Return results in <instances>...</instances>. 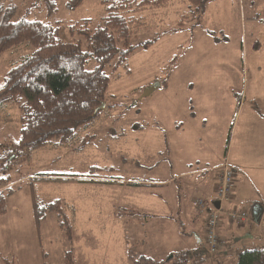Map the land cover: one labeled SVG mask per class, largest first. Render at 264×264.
I'll return each mask as SVG.
<instances>
[{
	"label": "rangeland",
	"instance_id": "rangeland-1",
	"mask_svg": "<svg viewBox=\"0 0 264 264\" xmlns=\"http://www.w3.org/2000/svg\"><path fill=\"white\" fill-rule=\"evenodd\" d=\"M56 1L57 11L49 16L42 0H7L17 6L16 18L29 9L30 19L65 24L85 18L97 23L105 12L101 0H85L75 10L67 7L68 0ZM139 16L144 25L134 44L158 41L148 49L138 48L127 65L106 68L110 77L106 104L112 106L80 129L70 145L37 149L30 157L5 165L10 167L7 171L1 170L0 177L11 178L6 188L20 187L8 197L7 212L0 215V255L15 264H44L43 250L50 264H64L68 250L74 251L77 264H124L123 220L133 222L137 237L149 233L147 245L156 242L161 250L172 247L175 233L170 230L175 222L177 236L184 238L178 245L183 246L194 233L183 222L184 211L188 207L190 213H201L192 201L200 198L201 191L193 188L186 200L178 183L165 190L148 185L178 170L169 163L167 141H175L180 161L207 158L216 162L221 154L225 162L230 144L232 154L243 156L248 143L264 140V120L252 114L255 102L264 112V51L260 50L264 43V0L213 1L197 18L187 1L173 0L165 8L149 9ZM182 17L186 21L180 28ZM34 50L26 43L0 54V87L9 69ZM95 66L94 60L88 64L90 69ZM156 82L161 86L147 93ZM192 104L195 118L189 116ZM176 121L190 127H184V132L181 128L179 133ZM20 129L19 106L14 96H5L0 99L1 157L10 155ZM86 136L95 137L81 148ZM254 157L264 158V154ZM93 166L103 171L91 175ZM239 178L244 183L241 186L253 193L264 188V172L241 171ZM34 195L42 204L63 200L74 225L72 243L67 241L55 212L47 214L38 231ZM242 207L249 211L251 206ZM204 216L200 214L205 222ZM162 222L173 224L172 228H153ZM259 230L263 235V219ZM261 245L249 241L238 251ZM132 248L145 252L148 246L133 243ZM237 259L238 255L232 260ZM214 260L218 264L217 257Z\"/></svg>",
	"mask_w": 264,
	"mask_h": 264
},
{
	"label": "trees",
	"instance_id": "trees-1",
	"mask_svg": "<svg viewBox=\"0 0 264 264\" xmlns=\"http://www.w3.org/2000/svg\"><path fill=\"white\" fill-rule=\"evenodd\" d=\"M42 1L48 15H54L57 1ZM172 1L101 0L105 12L97 23L92 18H85L65 24L62 21L30 19L29 9L23 16L16 18L17 6L7 0H0V54L26 43L35 47L33 53L21 58L9 69L0 87V99L14 96L21 111L19 137L12 143L10 155L0 158V169L10 159L18 161L30 157L37 149L61 147L76 141L79 130L93 123L103 111L94 115L95 110L107 103L110 77L106 68L127 65L138 48L148 49L158 41L153 39L134 44L140 27L144 25L139 14L149 9L165 8ZM185 1L191 5L197 18L205 14L210 2L217 0ZM84 2L68 0L67 7L75 10ZM183 17L189 19L188 16ZM183 17L180 28L186 21ZM92 60L96 66L90 69L88 64ZM94 137L86 136L80 147H86ZM90 170L91 175H94L97 171H103V168L93 166ZM10 181V177H0V215L7 212L8 197L20 189L6 188ZM33 199L38 231H41L47 214L55 212L67 241L72 243L74 225L63 207V200L42 204L35 195ZM43 253L46 259L44 264H50L44 250ZM206 253L207 248L201 244L197 249L176 252L172 258L165 260L141 254L133 259L132 264H191L197 256ZM237 255V264H264V244L238 251ZM0 259L3 264H15L2 255ZM64 264H77L73 250L65 252Z\"/></svg>",
	"mask_w": 264,
	"mask_h": 264
},
{
	"label": "crops",
	"instance_id": "crops-1",
	"mask_svg": "<svg viewBox=\"0 0 264 264\" xmlns=\"http://www.w3.org/2000/svg\"><path fill=\"white\" fill-rule=\"evenodd\" d=\"M262 44L263 45L260 50L264 51V43ZM190 109L191 111L189 112V116H193L195 118V105L192 104V107ZM260 109L261 108L258 103L255 102L254 105H252V114H256L260 119L264 120V112L262 113ZM203 121L205 122L206 120ZM184 124L185 123L182 121H176L175 127H177V131L179 133L186 130V128L184 127H190L189 124L188 126H185ZM181 128L183 129L182 131H180ZM253 139H255V137H253ZM230 146L228 147V152L226 155L227 157H225V160L229 159L232 167L235 169L237 181H235L236 191L233 195V201L232 203L228 204V207L226 206V208H241L242 206H245L247 204L248 206H251L249 210L250 220L245 226H237L231 223L228 217H223L222 224L219 228V234L222 239V244L220 247V252L217 255L218 264H236L237 261L232 259L233 257H236L238 247L241 245H246L249 241H254L255 244H257V242H259V244H264V234L261 235L259 230V223H261L262 219L264 220V188H261V190L258 191L254 190L253 193L248 188H243L241 185H243L244 183L242 182V180H240V178L238 179V174H240L241 171H243L244 174L264 172V158L254 157L255 155L264 154V140H253L252 143H248V146L246 148L247 151L245 154H243V156L241 154H232ZM167 152L170 165H173L175 169L177 167L178 170L176 171L175 175L167 177L166 179L157 177V179L150 181L148 185L162 187V190H165L168 189L165 187H170L172 184L178 183L180 188L184 191L186 200L189 199V193L193 190V188L198 192L201 191L200 198H209L215 196L216 173L214 174V171L218 169V167L221 166V164L224 162L221 154L219 155L216 162L211 161L207 158H195L191 161L182 159V161H180L178 158L177 147L174 140H171L169 143L167 141ZM177 164L181 165L183 170H181L177 166ZM260 191H263V194H260ZM198 199L199 198L197 197H193L192 199L196 208H198ZM200 214L203 216L202 213ZM200 214L198 215L196 213H190L188 212V207L185 208L183 222L185 221L186 224H189V226L192 227V232L194 233L192 236H188V239H186V244H183V246L178 245L184 242V238L182 236H177V234L179 235L178 224L176 225L175 222H172L175 225V227L173 228L171 227L173 224L170 223L169 225L168 222H162V224H160L159 226L157 224L154 225V229H160L161 227L168 228L170 226L169 228H172V230H170V233H173V235L175 233L174 240L176 241V243L174 241L172 247L167 246L164 250L159 249L156 246V242L147 245L146 239L149 233L145 234V236H140L139 233V237H137V232L134 235L135 229L132 227L133 222L123 220V222L121 223V227L125 229V232L123 234V241L125 242L124 255L126 258H124V256L118 258H124L122 259L124 261V264H129L130 262L132 263L133 259L141 254L153 256L158 260H165L171 253L174 254L175 252L194 250L197 249L201 244L206 247V218L204 216V222L200 218ZM141 228L143 227H140V229ZM133 243H135L136 245H141V247L142 245H146L148 246V249L145 252H143L142 249L134 251L132 248ZM115 259L116 258H113L112 261H114ZM209 259L210 256L208 253H206L204 255L197 256V258H195V261L191 264H208L210 263Z\"/></svg>",
	"mask_w": 264,
	"mask_h": 264
},
{
	"label": "built area",
	"instance_id": "built-area-1",
	"mask_svg": "<svg viewBox=\"0 0 264 264\" xmlns=\"http://www.w3.org/2000/svg\"><path fill=\"white\" fill-rule=\"evenodd\" d=\"M1 158V156H0ZM15 160L10 159L8 163L14 165ZM8 163L5 165L7 166ZM2 166L0 169L7 171L10 167ZM216 174L215 196L209 198H199L197 206L199 211L206 216L205 229V244L211 263H215V258L220 252L222 239L219 234V228L222 224L223 217L229 218L230 222L237 226H245L250 220V212L248 209L241 207H234L232 209L226 208L228 204L232 203L235 189L236 171L232 167L230 161H226L218 167Z\"/></svg>",
	"mask_w": 264,
	"mask_h": 264
},
{
	"label": "water",
	"instance_id": "water-1",
	"mask_svg": "<svg viewBox=\"0 0 264 264\" xmlns=\"http://www.w3.org/2000/svg\"><path fill=\"white\" fill-rule=\"evenodd\" d=\"M160 86H161V82H156L154 85H152V87L148 88L146 92H147V93H150V92L154 91V89H155L156 87H160ZM106 106H107L106 102L103 103L100 107H98V108L95 110L94 115H96L100 110L105 109ZM173 256H174V254H172V255L170 256V258H172Z\"/></svg>",
	"mask_w": 264,
	"mask_h": 264
}]
</instances>
